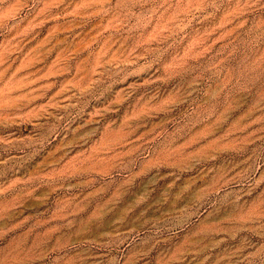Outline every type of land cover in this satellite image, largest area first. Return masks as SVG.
<instances>
[{
  "label": "rangeland",
  "instance_id": "374dc122",
  "mask_svg": "<svg viewBox=\"0 0 264 264\" xmlns=\"http://www.w3.org/2000/svg\"><path fill=\"white\" fill-rule=\"evenodd\" d=\"M0 264H264V0H0Z\"/></svg>",
  "mask_w": 264,
  "mask_h": 264
}]
</instances>
